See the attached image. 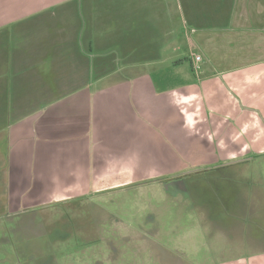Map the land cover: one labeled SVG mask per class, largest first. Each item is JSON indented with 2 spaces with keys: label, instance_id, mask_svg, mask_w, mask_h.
<instances>
[{
  "label": "crops",
  "instance_id": "0c3cea01",
  "mask_svg": "<svg viewBox=\"0 0 264 264\" xmlns=\"http://www.w3.org/2000/svg\"><path fill=\"white\" fill-rule=\"evenodd\" d=\"M183 58L193 76L158 89L146 69ZM251 157H264V0H0L9 216ZM216 264H264V248Z\"/></svg>",
  "mask_w": 264,
  "mask_h": 264
},
{
  "label": "rangeland",
  "instance_id": "374dc122",
  "mask_svg": "<svg viewBox=\"0 0 264 264\" xmlns=\"http://www.w3.org/2000/svg\"><path fill=\"white\" fill-rule=\"evenodd\" d=\"M146 70L158 89L193 76L184 58L181 66ZM197 155L188 157L190 171L201 164ZM248 161L246 168L192 174L183 191L148 184L88 193L22 216L1 207L0 264H216L251 255L264 248V157ZM202 185L209 198L198 192Z\"/></svg>",
  "mask_w": 264,
  "mask_h": 264
},
{
  "label": "flooded vegetation",
  "instance_id": "af4514ba",
  "mask_svg": "<svg viewBox=\"0 0 264 264\" xmlns=\"http://www.w3.org/2000/svg\"><path fill=\"white\" fill-rule=\"evenodd\" d=\"M184 182H185V179H182V176L176 175V176L170 177L168 179L149 180L148 184L160 183L162 186H165V187L175 186L178 188V190L182 189V191H183ZM69 200H71V199H69ZM143 225H148V222L146 224H143ZM141 239H142V241H144L147 244L148 243V233H146V234L141 233ZM164 254H167V253H164Z\"/></svg>",
  "mask_w": 264,
  "mask_h": 264
},
{
  "label": "built area",
  "instance_id": "2783aa9c",
  "mask_svg": "<svg viewBox=\"0 0 264 264\" xmlns=\"http://www.w3.org/2000/svg\"><path fill=\"white\" fill-rule=\"evenodd\" d=\"M193 60H194V63H195V64H193V69H194L195 71L200 70V67H199V65H198V62L200 61V56H195V57L193 58Z\"/></svg>",
  "mask_w": 264,
  "mask_h": 264
}]
</instances>
